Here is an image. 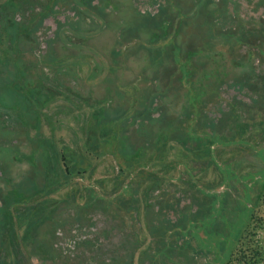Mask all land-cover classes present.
<instances>
[{
  "label": "rangeland",
  "instance_id": "1",
  "mask_svg": "<svg viewBox=\"0 0 264 264\" xmlns=\"http://www.w3.org/2000/svg\"><path fill=\"white\" fill-rule=\"evenodd\" d=\"M59 2L0 0V264H264V92L251 104L232 88L237 69L200 71L191 83H220V99L189 103L194 85L176 86L168 118L188 119L171 127L184 139L171 138L137 95L149 71L137 79L126 47L113 58L120 13L104 28L89 8ZM259 6L236 15L258 25ZM254 58L240 74L264 73L250 70ZM201 193L217 196L223 242L188 237V261H166L183 236L155 217L193 213Z\"/></svg>",
  "mask_w": 264,
  "mask_h": 264
},
{
  "label": "flooded vegetation",
  "instance_id": "2",
  "mask_svg": "<svg viewBox=\"0 0 264 264\" xmlns=\"http://www.w3.org/2000/svg\"><path fill=\"white\" fill-rule=\"evenodd\" d=\"M64 2L57 3L58 7L62 9L68 7L80 9V6L89 8L88 10L99 17L104 28L112 23L104 19L106 15L116 14L114 16L117 17L120 13L121 17L118 19L120 27L115 36L117 45L115 52L126 47L125 58L131 66H136L138 72L147 67H149L148 70H158L164 64L175 68L177 75L173 81L176 82V86L188 84L198 89L191 91L189 103L196 99L201 104L211 100L218 101L220 83L191 82L200 71L205 72V80H210L211 70L225 69L238 70L231 81L234 90L249 95L251 104L261 100L264 91L261 90L263 86L259 85L264 83V73H260L259 77L252 74H240V67L243 62L248 64L250 57L251 59L255 57L257 63H253V67H257V70L254 68L250 70L252 72L255 70L256 73L264 72V48L260 47L261 42L264 43V9L258 25L254 24L251 16L236 15L242 11L243 6L250 9L255 6L260 9V6L257 7L259 0H236V2L229 0H64ZM106 7L118 10H111L108 13ZM162 11H164L163 15H161ZM120 42L121 45L118 46ZM225 57L228 58L226 61L231 63H225ZM247 64L243 67H247ZM245 69L249 70V67ZM139 77L138 75L137 79ZM236 99L240 100L237 96ZM206 114H208L206 111H201L199 117L198 111H195L191 116L195 122L202 117L205 126H212L206 120ZM186 123L185 121L182 125ZM199 136L212 142L206 133ZM195 198L199 202L197 205H192L196 206L193 213H190L192 212L190 208L185 215L181 210L172 211L164 218L173 213L175 219H172L170 215L165 225L155 217L159 225L165 227V230H161L157 225V229L171 233L182 232L181 239L170 242L166 248H163L164 251L166 250V261L172 258L188 261V255L192 253V250L188 249L189 243L186 241L188 237L201 246H209V244L215 246L223 242L221 225H219L223 220L216 202L217 196L201 193L197 197L193 196V199ZM204 201L205 204H203ZM180 220H182V226L175 225Z\"/></svg>",
  "mask_w": 264,
  "mask_h": 264
},
{
  "label": "trees",
  "instance_id": "3",
  "mask_svg": "<svg viewBox=\"0 0 264 264\" xmlns=\"http://www.w3.org/2000/svg\"><path fill=\"white\" fill-rule=\"evenodd\" d=\"M163 14H164V11H162L161 15ZM120 45H121V42L118 44V46ZM116 57H117V52L113 51V58H116ZM148 69L149 67H147V69L145 68L144 70L138 72L139 76L145 79V74L149 71L151 77H149L150 79L147 82L137 84L138 89H139V93L137 95L142 98V100L144 101L143 105L145 107L149 108V107H152L153 105H155L156 108L158 107V111L157 109H155L157 111L156 113H158V118L155 121L159 122L161 126H165L166 128L169 129L168 136L170 134H173V137L170 135L171 138H174V139L180 138L183 140L184 135H182V133L180 132L178 133V130L176 128H175L176 130L174 131V129H171V127H173L175 123L178 126H182V123L188 119L187 118L188 114L187 112H183L182 120L173 119V118L172 120L171 118H168L169 108L165 104V101H167V99L171 101H175V99L177 98L175 90L178 87H176L175 83L173 84L170 82V76L173 71V67L171 68L164 64V66L158 70L157 69L148 70ZM157 80H159L160 83H153ZM245 85L247 86V83ZM197 90H198L197 88H193V92ZM144 118L150 120L151 114L145 115ZM125 204L126 202L124 203L122 201V206H125ZM148 231L150 234H153V233H158L159 229H156L155 226L153 227L149 226ZM35 239H36V236L35 237L33 236L32 239H30L29 243H32V241Z\"/></svg>",
  "mask_w": 264,
  "mask_h": 264
}]
</instances>
